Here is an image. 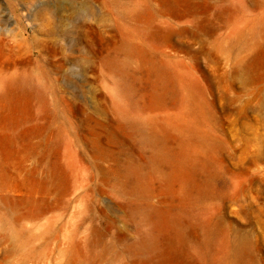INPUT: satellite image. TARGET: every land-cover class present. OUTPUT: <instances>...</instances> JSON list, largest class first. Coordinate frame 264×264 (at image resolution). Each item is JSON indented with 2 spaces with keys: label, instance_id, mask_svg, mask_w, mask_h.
I'll return each instance as SVG.
<instances>
[{
  "label": "rangeland",
  "instance_id": "rangeland-1",
  "mask_svg": "<svg viewBox=\"0 0 264 264\" xmlns=\"http://www.w3.org/2000/svg\"><path fill=\"white\" fill-rule=\"evenodd\" d=\"M0 264H264V0H0Z\"/></svg>",
  "mask_w": 264,
  "mask_h": 264
}]
</instances>
